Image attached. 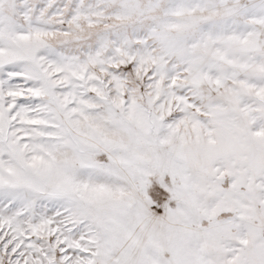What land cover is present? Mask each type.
I'll return each mask as SVG.
<instances>
[{
	"label": "snow or ice",
	"instance_id": "6c2138e0",
	"mask_svg": "<svg viewBox=\"0 0 264 264\" xmlns=\"http://www.w3.org/2000/svg\"><path fill=\"white\" fill-rule=\"evenodd\" d=\"M0 264H264V0H0Z\"/></svg>",
	"mask_w": 264,
	"mask_h": 264
}]
</instances>
